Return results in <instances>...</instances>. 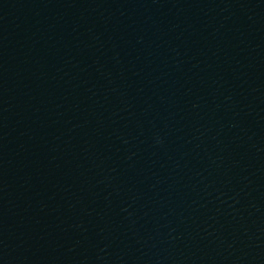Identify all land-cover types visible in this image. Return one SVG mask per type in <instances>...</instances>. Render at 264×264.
Returning a JSON list of instances; mask_svg holds the SVG:
<instances>
[{
    "label": "water",
    "instance_id": "95a60500",
    "mask_svg": "<svg viewBox=\"0 0 264 264\" xmlns=\"http://www.w3.org/2000/svg\"><path fill=\"white\" fill-rule=\"evenodd\" d=\"M0 264H264V0H0Z\"/></svg>",
    "mask_w": 264,
    "mask_h": 264
}]
</instances>
